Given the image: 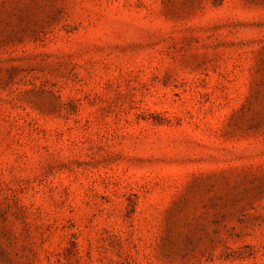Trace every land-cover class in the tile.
I'll list each match as a JSON object with an SVG mask.
<instances>
[{
  "label": "rangeland",
  "instance_id": "obj_1",
  "mask_svg": "<svg viewBox=\"0 0 264 264\" xmlns=\"http://www.w3.org/2000/svg\"><path fill=\"white\" fill-rule=\"evenodd\" d=\"M0 264H264V0H0Z\"/></svg>",
  "mask_w": 264,
  "mask_h": 264
}]
</instances>
